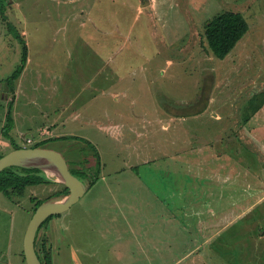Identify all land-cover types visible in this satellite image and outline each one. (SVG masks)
<instances>
[{
	"label": "rangeland",
	"instance_id": "obj_1",
	"mask_svg": "<svg viewBox=\"0 0 264 264\" xmlns=\"http://www.w3.org/2000/svg\"><path fill=\"white\" fill-rule=\"evenodd\" d=\"M225 11L242 13L249 31L220 60L203 33ZM21 40L28 62L16 95L5 81L22 64ZM251 102L259 108L242 126L238 110ZM12 139L23 147L50 139L43 147L71 168L100 171L38 235L55 264H82L90 229H99L93 264H264L246 227L264 222V0H0V153L14 150ZM85 140L100 153L99 169ZM176 160L184 175L190 162L214 163L224 203L199 179L210 198L187 204L180 195L182 209L166 208L165 187L197 186L173 177ZM52 192L30 187L17 202L0 192V264H26L31 197ZM130 229L150 231V251ZM203 233L213 241L192 252Z\"/></svg>",
	"mask_w": 264,
	"mask_h": 264
},
{
	"label": "trees",
	"instance_id": "obj_2",
	"mask_svg": "<svg viewBox=\"0 0 264 264\" xmlns=\"http://www.w3.org/2000/svg\"><path fill=\"white\" fill-rule=\"evenodd\" d=\"M5 7L2 8L4 10ZM10 27V26H9ZM249 31V24L244 17V15L240 12L235 11H225L213 19H211L204 27V39L207 43L209 50L212 54L220 59L224 60L238 45V43L243 39V37ZM16 30L13 32L16 38H20V36L16 35ZM21 44L23 45V54H22V64L17 68L14 72L13 76L10 77L9 80L5 81L12 91L15 90V85L13 84L23 73L25 69V65L28 62V46L25 41L21 40ZM244 104L238 110V114L241 119V125L245 126L250 121V114L255 113L259 108L256 105ZM13 103L11 104L12 107ZM9 114V112H8ZM11 116V114L9 115ZM5 135V134H4ZM45 140L42 142H38L31 147H41L44 148L45 142L49 141ZM87 145L94 150V156L96 157V165L102 167L101 164V156L96 147L92 146L90 141L85 140ZM14 149L22 148L14 140H11ZM246 151L251 155L249 149L244 147ZM5 155L4 153H0V158ZM86 160H82V164H84ZM75 166L72 168L69 166L71 172L81 178L82 180H86L90 183V187L95 185V183L101 178L100 171H95V168L89 164L88 166H76V162H74ZM34 186H43L44 188L51 187L53 190L52 193H49L45 198L40 197H31V201H33L34 205L32 207V216L36 211L37 207L42 204L44 201L55 198L66 196L69 194V189L54 181L53 179L47 177V175L40 169H26L21 167H9L0 173V192L6 195L12 202H17L19 198H23L28 188ZM61 215V214H59ZM57 215V216H59ZM56 216V215H55ZM51 216L48 218L42 227L38 231V235L40 231L45 228L47 224L55 217ZM256 222V227L253 229V223ZM247 229L250 231V237L254 240V245L258 248L264 249V222L261 218H256L251 220L249 224H247ZM39 237H37L38 239ZM249 246V244H248ZM38 255L43 264H55L54 263V254H53V246L51 247L48 244L47 239L42 238L40 243H37ZM259 249L255 248L253 250V254L251 257H260ZM23 261L26 263L24 257V251L22 249V253H20Z\"/></svg>",
	"mask_w": 264,
	"mask_h": 264
},
{
	"label": "water",
	"instance_id": "obj_3",
	"mask_svg": "<svg viewBox=\"0 0 264 264\" xmlns=\"http://www.w3.org/2000/svg\"><path fill=\"white\" fill-rule=\"evenodd\" d=\"M9 167L40 169L47 177L66 186L69 194L44 201L34 212L26 229L23 251L26 264H43L38 255V231L51 216L70 210L90 188V183L73 174L62 154L48 148L22 147L0 158V173Z\"/></svg>",
	"mask_w": 264,
	"mask_h": 264
},
{
	"label": "crops",
	"instance_id": "obj_4",
	"mask_svg": "<svg viewBox=\"0 0 264 264\" xmlns=\"http://www.w3.org/2000/svg\"><path fill=\"white\" fill-rule=\"evenodd\" d=\"M20 77L17 80V86L15 88L16 95L19 94V90L21 87ZM8 90H10V88ZM214 137H216V135L212 136V138H214ZM196 152L197 151L194 150V153H196ZM178 155L180 156V154H178ZM190 156H191V158L195 157L198 159V156L194 155L192 153L190 154ZM216 157H219V156H216ZM178 162H179L178 160L174 161V168L172 170V172L174 174L173 177L176 178L178 180V182L186 180V179H190V181L196 180L197 186L177 184V187H173V186L172 187H170V186L165 187V189H163L164 194H162V195H163V200H166V201H164L166 208H168L169 210L174 209L173 211L176 210L175 208H181L182 209V206H184V205H176L178 203H182L183 199H182V197H180V195L185 196V203H187V204L197 203L198 200H203L206 197L210 198V196L213 195L212 194L213 188H205L204 185L200 186L201 184H199V182H198L199 179L207 181L208 184L210 182L211 187L214 186L215 188H217V191H216L217 202L224 203L225 195H226V189H227L225 186L226 185L225 184V177L223 176L222 180L217 183V181L220 180V176H217L218 173H216V175L214 176V173L217 172L216 169H214L215 168L214 163L199 164L198 162H195V163L190 162L189 164H191L193 167L187 166L189 168H187L186 172L189 174L184 175V174H182L183 171H182L181 166ZM135 168L137 170H139L137 167H135ZM183 170H184V168H183ZM122 171L123 170H121L120 172H122ZM192 174H195V175L192 176ZM195 187H197V188H195ZM223 187H224V190H223ZM199 189H201V190H199ZM193 192H196L197 194L191 195ZM167 193H171L169 195V198L167 196ZM227 196L228 197L230 196L229 192L227 193ZM168 204H170L171 206H173L172 204H174L175 206L170 207V205H168ZM202 212L205 213L204 208H203ZM222 214H224V209H222ZM227 218H228L227 224H225V222L223 221L222 224L218 225L217 232H219V231L222 232L223 230L224 231L227 230V227L231 223L229 220V216ZM206 223L203 221L201 226H203L204 224H205V226H207ZM98 232H99V229H95V230L90 229L88 231H84V230L82 231V264H93L92 261L94 258L91 255V252L93 249L95 251L99 250V246H100V244L97 241H95V239H94V236H96ZM129 232L132 234L133 238L138 243V245L142 246V251H143V249L144 250L148 249L150 251L149 247L151 245V240H149V239L147 241L143 240L144 236H147L148 238H150V231H148V230L139 231L137 229H130ZM212 241H213V234L212 235H205L204 234V237L202 239H200L198 241V243L194 244V247H192L191 250H192V252L197 251L201 247L208 245ZM145 244H147L146 248H145ZM166 244H167V242H166ZM158 251H160V250H158ZM256 258L260 259L261 257H256Z\"/></svg>",
	"mask_w": 264,
	"mask_h": 264
},
{
	"label": "built area",
	"instance_id": "obj_5",
	"mask_svg": "<svg viewBox=\"0 0 264 264\" xmlns=\"http://www.w3.org/2000/svg\"><path fill=\"white\" fill-rule=\"evenodd\" d=\"M28 143H33V141L31 139H28Z\"/></svg>",
	"mask_w": 264,
	"mask_h": 264
}]
</instances>
